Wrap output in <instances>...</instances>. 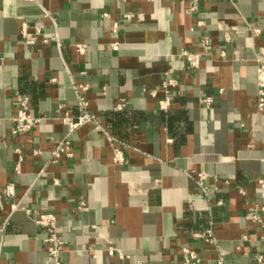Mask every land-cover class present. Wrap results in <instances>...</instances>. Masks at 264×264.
Wrapping results in <instances>:
<instances>
[{
    "label": "crops",
    "instance_id": "0c3cea01",
    "mask_svg": "<svg viewBox=\"0 0 264 264\" xmlns=\"http://www.w3.org/2000/svg\"><path fill=\"white\" fill-rule=\"evenodd\" d=\"M189 6L0 0V216L8 219L0 264H54L45 230L23 210L12 211L13 203L56 215L60 264H183L184 247L202 264L220 257L257 264L264 255L263 228L246 219L250 207L264 205L257 98L264 0H199L196 13ZM24 22L41 30L33 45L24 42ZM78 44L87 45L85 53ZM184 49L202 54L199 69L188 67ZM170 69L178 83L161 109ZM19 93L30 96V112L41 121L14 135ZM79 93L96 120L70 134L72 158L54 160L52 150L68 133L60 115L81 112ZM114 146L124 151L122 165L113 160ZM200 173L207 174L204 188ZM11 182L16 196L8 198L3 188ZM209 228L216 243L193 237ZM111 246L126 258L110 256Z\"/></svg>",
    "mask_w": 264,
    "mask_h": 264
},
{
    "label": "built area",
    "instance_id": "2783aa9c",
    "mask_svg": "<svg viewBox=\"0 0 264 264\" xmlns=\"http://www.w3.org/2000/svg\"><path fill=\"white\" fill-rule=\"evenodd\" d=\"M190 6L187 10L188 13H196L199 11V0H189ZM104 17H108L109 14L105 13L103 14ZM133 18V14L131 12H128L124 15L125 20H131ZM119 31V23H114V32L118 33ZM256 33H259V30H255ZM24 42L28 45H33L38 41V38L40 37L41 30L38 28L35 31H32L30 29L29 24L24 22L22 24V30H21ZM45 42L48 41V39H44ZM203 45H208L207 38L204 39ZM111 48L118 50L119 49V42L115 41L111 44ZM77 50L80 53H85L87 50L86 44H78ZM180 56L183 57L187 65L190 69L196 70L199 69L201 66L202 61V54L197 52H192L190 50H182L180 52ZM178 81L177 78L174 75V70L170 69L169 71L165 72L164 78L161 83V87L165 92V98L160 100L159 106L161 109H167L171 105L172 95L171 90L173 87L177 85ZM257 87H258V110L264 111V59L257 58ZM80 90H85L86 86H78ZM155 94V91L152 92ZM18 108L17 113L13 118L14 121V127H13V134H25L29 133L32 130H34L38 124L41 121V118L38 116L33 115L30 112V101L31 98L26 93H19L16 97ZM206 103L209 104L211 99L209 97L205 98L204 100ZM79 105L81 107V112L75 116L68 110H62V113L60 115V119L63 122V124L67 127L68 133L64 140H62L55 148L52 150L51 155L54 160H57L61 156H66L68 158H72L74 153L72 150V143L70 140V134L74 133L80 126L87 122H91L96 120L95 114H93L91 111H89V103L86 97L79 93ZM118 108H122V104L118 105ZM17 154L19 155L18 158V165H17V171H19L20 162L23 159L21 150L19 148L16 149ZM113 160L117 164H124L125 162V154L124 151L117 146H114L113 148ZM207 174L200 173L199 174V180L198 184L200 186H203L204 180L206 179ZM259 183L261 186L264 187V179L259 180ZM3 193L6 197L12 198L16 196V185L14 182L8 183L3 188ZM241 193H244L243 190H241ZM12 211L17 210H23L27 215H29L34 222L43 228L46 232L44 237V243L47 247V252L49 255V258L52 260L54 264H60V253H61V247L64 244L63 239L57 232V217L55 214L50 212H44L32 208H27L25 206H21L18 203H13L11 205ZM246 219L252 223H256L262 226L263 228V236L261 237L264 239V205L255 204L252 207H250L246 213ZM8 224V219H2L0 216V232L4 231L6 226ZM193 237L195 239L204 240L209 243H216V237L214 234V231L212 228L206 229L202 232H196L193 234ZM184 253V262L183 264H202V259L200 256L192 249L188 247L183 248ZM108 254L110 256H118L120 259H125L126 256L119 252L114 247L108 248ZM218 264H226L223 257H220L218 259ZM137 264H145L143 262H138ZM257 264H264V255L260 254L257 258Z\"/></svg>",
    "mask_w": 264,
    "mask_h": 264
}]
</instances>
